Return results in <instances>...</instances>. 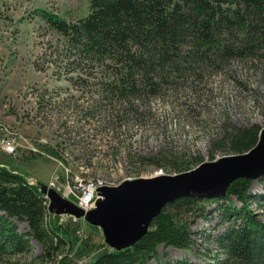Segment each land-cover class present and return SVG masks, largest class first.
Returning a JSON list of instances; mask_svg holds the SVG:
<instances>
[{
  "label": "rangeland",
  "instance_id": "obj_1",
  "mask_svg": "<svg viewBox=\"0 0 264 264\" xmlns=\"http://www.w3.org/2000/svg\"><path fill=\"white\" fill-rule=\"evenodd\" d=\"M89 10V0H0V128L16 131L17 143L14 153L0 147V163L48 187L58 177L61 190H67L75 177L114 186L126 179L180 173L171 163L166 168L140 163L139 156L156 157L165 151L169 160L199 157L202 163L236 154L211 153L227 120L264 127V57L253 62L234 59L224 71L194 82L192 89L166 88L139 105L100 102L96 83L107 76L65 74L63 41L43 18L46 11L72 20ZM61 190L57 191L63 194ZM250 190L262 191L260 182L253 180ZM68 199L76 201L74 195ZM251 206L262 211L255 203ZM60 215L73 237L72 264L112 249L100 227L83 217ZM18 224L20 232L28 229L27 223ZM225 227L216 205L210 206L205 218H193L196 242L191 250L160 246L159 253L170 260L213 262L220 253L213 239ZM31 244L29 253L3 264H41L33 262L41 246L32 239Z\"/></svg>",
  "mask_w": 264,
  "mask_h": 264
},
{
  "label": "trees",
  "instance_id": "obj_2",
  "mask_svg": "<svg viewBox=\"0 0 264 264\" xmlns=\"http://www.w3.org/2000/svg\"><path fill=\"white\" fill-rule=\"evenodd\" d=\"M89 13L64 19L44 11L47 26L60 36L66 59L64 73H100L99 101L115 106L139 105L166 88H193L207 75L224 71L234 59L264 57V0H89ZM72 80L73 77L69 76ZM84 83L85 80H83ZM76 83V81H75ZM261 126H239L228 120L212 151L243 153L259 139ZM160 151L139 156L140 163L176 172L199 164ZM262 191L251 192L253 179L233 181L219 197L181 196L166 204L146 234L135 244L103 252L81 264H200L188 258L170 260L159 247L189 251L196 242L193 218H205L216 205L225 229L213 241L218 255L206 264H264V175ZM41 182L0 163V264L41 246L33 262L72 264L71 229L49 210ZM238 203V204H237ZM262 209L257 212L252 204ZM18 222L27 223L20 232Z\"/></svg>",
  "mask_w": 264,
  "mask_h": 264
},
{
  "label": "water",
  "instance_id": "obj_3",
  "mask_svg": "<svg viewBox=\"0 0 264 264\" xmlns=\"http://www.w3.org/2000/svg\"><path fill=\"white\" fill-rule=\"evenodd\" d=\"M263 175L264 127L256 146L246 152L202 162L191 170L172 175L157 173L100 187L95 207L88 211L47 184L40 185L49 198L51 212L83 217L101 228L106 244L120 250L139 241L163 207L178 197H219L226 194L236 179L247 177L257 181Z\"/></svg>",
  "mask_w": 264,
  "mask_h": 264
},
{
  "label": "built area",
  "instance_id": "obj_4",
  "mask_svg": "<svg viewBox=\"0 0 264 264\" xmlns=\"http://www.w3.org/2000/svg\"><path fill=\"white\" fill-rule=\"evenodd\" d=\"M0 129L2 130L0 131V147L8 153H14L17 145L16 131L10 130L6 125H3ZM58 184L57 177V181L49 182V187L61 190ZM99 188V183L94 179H79L75 177L73 183L68 185L67 190H61L63 194L59 193L67 199L71 195H74L76 197V201L74 202L83 210L88 211L95 207Z\"/></svg>",
  "mask_w": 264,
  "mask_h": 264
},
{
  "label": "bare ground",
  "instance_id": "obj_5",
  "mask_svg": "<svg viewBox=\"0 0 264 264\" xmlns=\"http://www.w3.org/2000/svg\"><path fill=\"white\" fill-rule=\"evenodd\" d=\"M79 179H87V178H79ZM88 179H94V180H96L97 183H99V186H100V187L105 186L104 183H103V181H102L101 179H96V178H93V177L88 178ZM199 197H200V196H199Z\"/></svg>",
  "mask_w": 264,
  "mask_h": 264
}]
</instances>
